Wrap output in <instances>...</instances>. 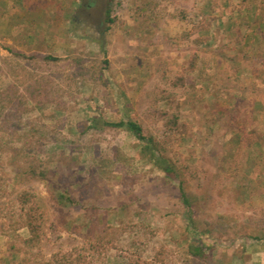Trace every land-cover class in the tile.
Listing matches in <instances>:
<instances>
[{
    "label": "rangeland",
    "instance_id": "obj_1",
    "mask_svg": "<svg viewBox=\"0 0 264 264\" xmlns=\"http://www.w3.org/2000/svg\"><path fill=\"white\" fill-rule=\"evenodd\" d=\"M90 1L0 0V91L16 93L0 98V217L29 190L45 254L90 247L110 224V264H264V0ZM92 115L137 120L179 177ZM29 131L47 135L34 146L46 177L16 150ZM28 235L0 232V255Z\"/></svg>",
    "mask_w": 264,
    "mask_h": 264
},
{
    "label": "trees",
    "instance_id": "obj_2",
    "mask_svg": "<svg viewBox=\"0 0 264 264\" xmlns=\"http://www.w3.org/2000/svg\"><path fill=\"white\" fill-rule=\"evenodd\" d=\"M112 1L113 0H110L109 3ZM94 3V0L90 1V5ZM109 3L107 5L108 14L111 11ZM248 11H250L249 8ZM257 16L260 19V22H262L261 29L257 32L261 35V38L264 39V13L259 12L257 13ZM109 21L112 22L113 19L110 18ZM251 31L252 30H250V32ZM45 59L57 60L58 58L46 56ZM42 79H44V77H42ZM37 82L40 83V80H36L35 88L32 91L35 100H40V97L42 96L44 98L48 97L50 93V79H47L46 83L43 84H37ZM41 82H43V80H41ZM15 94V92H10L9 90L0 91V98L3 100L1 102L0 99V102L3 104L6 99L5 101L13 103V98L10 97L15 96ZM3 105L0 106V109L3 108ZM89 122L90 128L102 129L104 127H111L127 129L140 141V151L143 158L152 160L169 178L177 179L179 177L174 162L169 157L164 155L165 147L156 139L154 135L146 134L143 126L137 120L133 118H121L118 121H114L106 120L101 115H92ZM172 122L177 124L178 117L174 116ZM46 137L47 135L29 131L22 141V147L16 149L18 150V153L23 154L27 160L31 161L32 164L30 165L31 167L29 168L28 173L33 176H47V170L39 169L44 162L40 160L42 158L38 153H36V148H34L35 145L42 146L45 144L46 142H44V140ZM56 138L54 137L52 140H55ZM33 159L39 163L33 164ZM180 189L184 202L191 209L189 197L186 195L182 187ZM2 191L3 188L0 184V200L2 198ZM62 197H65V193L62 194ZM66 198L73 202L70 196H67ZM16 201L17 203L15 205L11 208L9 207L10 209L8 208L5 219L3 220L0 217V232L16 233V231L21 227H26L29 231V235L21 240L17 238L12 239L9 242L6 251L0 255V264H110L108 254L110 247L107 245L105 234L110 232L113 228L112 225H107V227L101 230L98 234H94V231H92L94 229H92L90 232V247L79 246L69 250H59L51 254H45L42 252L40 247L43 241L44 224L46 222L45 210L39 205L36 194L29 190L22 191L18 195ZM3 210L4 206L0 204L1 214H3ZM189 212H191V210H189ZM147 228L150 230V225L144 223L139 230L140 232L145 233ZM94 235H96L95 238L93 237ZM189 252L197 258L205 257L204 246L201 244H189Z\"/></svg>",
    "mask_w": 264,
    "mask_h": 264
}]
</instances>
